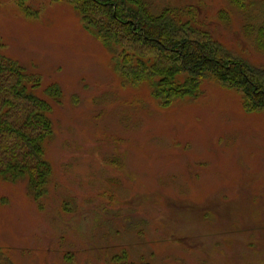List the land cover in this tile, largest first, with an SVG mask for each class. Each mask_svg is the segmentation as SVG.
I'll list each match as a JSON object with an SVG mask.
<instances>
[{"label":"rangeland","instance_id":"obj_1","mask_svg":"<svg viewBox=\"0 0 264 264\" xmlns=\"http://www.w3.org/2000/svg\"><path fill=\"white\" fill-rule=\"evenodd\" d=\"M146 1L264 68V0ZM0 52L62 91L46 198L0 182V264H264V109L212 78L164 107L67 0H0Z\"/></svg>","mask_w":264,"mask_h":264},{"label":"trees","instance_id":"obj_2","mask_svg":"<svg viewBox=\"0 0 264 264\" xmlns=\"http://www.w3.org/2000/svg\"><path fill=\"white\" fill-rule=\"evenodd\" d=\"M67 1L113 56L124 84H148L164 107L194 97L212 78L241 92L248 108L264 109V68L234 58L183 11L154 14L146 0ZM230 1L246 8L244 0ZM61 100V89H43L38 74L0 52V182L25 184L37 203L49 190L46 146L55 136L51 115Z\"/></svg>","mask_w":264,"mask_h":264}]
</instances>
